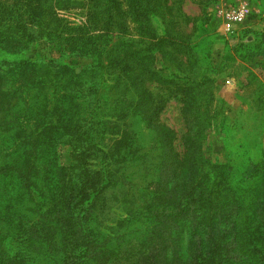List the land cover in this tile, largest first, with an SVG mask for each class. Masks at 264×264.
I'll return each instance as SVG.
<instances>
[{
    "label": "rangeland",
    "instance_id": "obj_1",
    "mask_svg": "<svg viewBox=\"0 0 264 264\" xmlns=\"http://www.w3.org/2000/svg\"><path fill=\"white\" fill-rule=\"evenodd\" d=\"M121 3L124 10L122 20L126 24L119 38L111 43L114 44L111 58L117 57L118 50L115 49L120 44L128 74L133 75L136 71L141 79V93L146 90L153 92V104L162 108L158 111L156 122L175 134L174 155L184 156L188 152L186 157L189 156V162L176 182L181 197L187 198L191 204L185 215L177 214L183 199L179 202L176 195L169 191L175 188L171 177L173 173L169 169L162 170L161 179L157 177L158 171L151 176L140 172L142 179L134 180L140 181L139 185H135L134 193L138 195V198L135 195V200L138 207H143L142 212L145 213L151 197L159 196L160 204H165L147 213L141 221L131 214V207L125 203L123 196L119 200L107 199L101 213L91 209L85 216L81 207L69 208L66 201L51 205L47 212V207L35 205L34 195L28 187L22 191L23 186H28L27 174L15 173L19 177L16 184L17 176H5L0 178V264H57L60 259H64V264H88V261L97 264L92 260L101 252V264H112L114 260H110L112 254L108 249L122 244L126 252L154 256V263L174 264L182 248L177 243L178 227L187 223V217H191V223H198L196 212L201 210L196 207L200 197L205 198L204 209L209 210L217 203L215 197L208 196V186L214 176L209 175V168L204 162L210 159L215 165L226 163V169L217 168L216 172L226 174L230 167V176L239 178L250 162L260 159L264 149V0H121ZM12 4V1L7 2V5ZM60 5L49 12L46 19L53 17L58 23L71 25L65 44L59 47L41 41L22 52L17 50L22 46L16 40L1 37L6 31L9 14L0 9V84L11 76L20 83L33 77L32 68L25 74L12 75V61L24 58L47 62L53 57L77 67L98 65L94 57L68 52L73 49L69 39L83 37L86 23H98L89 19L88 2L70 5L65 1ZM170 7L172 10H169ZM117 8L113 6L111 11H118ZM132 8L136 9L134 14ZM136 14L144 21H135ZM235 16H239L235 21L229 20ZM151 19L154 27L147 21ZM229 21L232 22L231 30H227L226 26ZM12 33L8 32L5 36ZM169 33L177 38L180 45H159ZM17 76L21 79L17 80ZM106 76L102 74L101 78L106 79ZM135 77L137 74L133 75ZM142 112L145 116L141 120L130 118L129 122L133 121L131 130L137 128L144 131L138 142L147 150L158 142L156 132L152 135L148 128L146 108ZM199 114L206 118L202 123V143L190 147L188 140L197 130ZM119 133L118 130L110 131V134L107 132V140L100 146L104 150L111 148ZM43 138L44 135H41L32 141V146L40 143L39 146H42ZM33 147L30 145L29 148ZM73 149L66 143L58 145L57 156L51 163L56 178H62L65 170H70L69 166L74 162ZM26 153L31 156L32 152ZM17 159L18 155L14 161L17 162ZM20 165L21 161L16 163L19 169L26 172L32 166L29 159L22 167ZM257 178L253 179L254 184L261 181ZM156 179L157 182L160 180V187L154 192L153 182H150L154 180L155 183ZM196 179L201 182L196 183ZM148 183L149 186H146ZM247 183L252 182H244ZM123 193L129 196L127 189ZM65 198L73 200L70 196ZM142 212L138 216L142 217ZM93 221L96 222L91 223ZM92 224L98 230L89 236L84 228ZM129 226L141 227L138 237L128 239L124 236ZM96 238L97 243L92 240ZM81 251L87 252L82 254ZM94 251L96 253L90 258L88 255ZM128 261L113 264H128Z\"/></svg>",
    "mask_w": 264,
    "mask_h": 264
},
{
    "label": "trees",
    "instance_id": "obj_2",
    "mask_svg": "<svg viewBox=\"0 0 264 264\" xmlns=\"http://www.w3.org/2000/svg\"><path fill=\"white\" fill-rule=\"evenodd\" d=\"M9 1L13 4L7 5ZM65 1L70 5L88 2L90 21H98L93 25L86 23L83 37L69 39L73 49L68 52L94 57L98 65L77 67L53 57L47 62L39 59L29 61V58L21 59L22 62L12 61L10 70L13 76L20 72L25 74L29 68L35 74L21 83L11 76L0 84V178L27 174L28 186H23L22 191L28 187L34 195L35 205L47 207V212L51 205L66 201L69 208L81 207L85 216L91 209L101 213L107 199L119 200L123 196L125 203L131 207V214L141 221L147 213L156 211L165 204H160L159 196L151 197L152 201L146 205L145 213L142 212L143 207H138L135 200L138 195L134 193V187L140 181L138 183L134 180L142 179L140 172L151 176L158 171L157 177L161 179L162 170L169 169L173 173L172 180L175 181V188L169 191L176 195L179 202L183 199V204L180 205L182 208L177 214L185 215L191 202L181 197L176 181L189 162V156L186 157L188 152L184 156L174 155L172 146L175 134L156 122L158 111L162 108L153 104V92L146 90L141 93L140 75L135 71L137 77L134 79V74H128L120 44L115 49L118 50L117 57L111 58L114 46L111 43L119 38L126 24L122 20L124 10L121 0H0V9L9 14L6 31L1 37L16 40L22 46L17 48L21 52L24 49L30 50L41 41L59 47L64 45L68 40L65 36L72 29L69 27L71 25L46 17ZM113 6H117L119 12L111 11ZM132 10L134 14L136 9ZM134 16L135 21H144L137 18V14ZM147 21L153 24L152 19ZM12 31L11 36H5ZM163 44L180 45V42L169 33L167 38L160 40L159 45ZM102 74L107 75L106 79L101 78ZM15 78L21 79L19 76ZM197 87L200 86L197 84ZM145 108L148 112V128L152 135L156 132L158 142V145L147 150L138 142L144 131L137 128L131 130L133 121L129 122L130 118L141 120L145 116L142 112ZM197 119V130L188 140L190 147L202 143V123L206 118L199 114ZM100 122L102 125L98 126ZM117 130L120 133L114 145L105 151L100 145L103 146L107 140L106 133ZM41 135H44V144L33 147L32 141ZM60 143L74 148V162L70 164V170H65L62 178H56L51 163L53 157L57 156ZM30 145L33 148L30 149ZM26 151L32 152L31 156ZM17 155L19 159L16 162L14 158ZM26 159L32 165L27 172L16 166L21 161L22 167ZM204 163H207L209 175L214 176L208 186V196L215 197L217 203L209 210L204 209L205 198L200 197L196 207L201 210L196 212L198 223H191V217H187V223H181L178 227L177 243L182 248L178 251L179 256L174 264H264V149L260 153V159L250 162L239 178L230 176V167L226 174L216 172L217 168L226 169V163L215 165L210 159ZM257 177L261 181L254 184L253 179H258ZM18 179L17 176L15 184ZM197 181L201 182L200 179H196V183ZM246 181L252 183L244 184ZM159 182L157 179L155 183L154 180L150 182L154 192L160 187ZM126 189L129 196L122 194ZM68 196L73 200H67L65 197ZM140 212L143 213L142 217L138 216ZM94 222L96 221L91 223ZM97 230L98 227L94 224L84 228L89 236L97 233ZM139 230L141 227L129 226L124 236L128 239L138 237ZM97 239L92 240L97 243ZM125 250L123 244L108 249L112 254L110 260H114L112 264L124 260H129L128 264H146V261L147 264H157L152 260L156 261L154 256H139L140 252L132 254ZM83 252L81 251L82 254ZM95 253L94 251L88 256L91 258ZM102 258L103 252L96 255L92 262L101 264ZM57 264H64V259L58 260Z\"/></svg>",
    "mask_w": 264,
    "mask_h": 264
},
{
    "label": "built area",
    "instance_id": "obj_3",
    "mask_svg": "<svg viewBox=\"0 0 264 264\" xmlns=\"http://www.w3.org/2000/svg\"><path fill=\"white\" fill-rule=\"evenodd\" d=\"M239 16H235V17H233V18H231V19H229V20H232V22L233 21H235V19H237ZM232 22L231 21H229L227 24H226V26H227V30H231L233 27H232Z\"/></svg>",
    "mask_w": 264,
    "mask_h": 264
}]
</instances>
